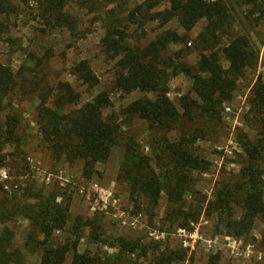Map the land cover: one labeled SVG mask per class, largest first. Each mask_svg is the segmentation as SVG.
I'll use <instances>...</instances> for the list:
<instances>
[{"label": "rangeland", "instance_id": "374dc122", "mask_svg": "<svg viewBox=\"0 0 264 264\" xmlns=\"http://www.w3.org/2000/svg\"><path fill=\"white\" fill-rule=\"evenodd\" d=\"M221 1L231 25L219 32H212L205 21L185 33L176 19L164 27L148 22L142 29L128 20L133 9L155 4L143 11L148 17L165 9L168 0H92L86 4L90 11L80 6L81 0H69L65 12L76 23L74 33L48 26L44 0H14L13 13L8 18L0 15L6 25L0 33V62L10 67L16 83L11 93L0 95V264H40L45 247L73 243L97 264H157L174 253H183L184 260L163 264H264V224L255 219L249 233L236 235L228 222L238 221L241 209L233 198L230 210L221 201L222 194L234 193L237 199L247 188L248 162L240 138H259L252 92L257 82L264 84V19L256 21L257 15H250L241 0ZM114 19L134 48L145 47L165 32L181 38L167 42L161 51L168 76L160 85L179 115H186L182 100L196 96L192 81L184 74L173 76L172 65L182 62L195 68L208 49L220 53L239 36L248 41L251 62L237 78L231 98L215 108L214 118L201 116V109L195 108L191 118L182 116L171 130L163 131L126 112L133 102L154 100L157 93H124L114 87L117 58L102 45L103 23ZM83 62L96 82L84 83L75 73ZM60 83L79 95L78 103L65 107L64 114L101 93L110 101L102 118L117 127L118 138L90 178L82 176L81 161H55L38 132L39 95L49 89L54 95ZM48 106L53 109L54 99L49 98ZM9 123L14 127L10 134ZM181 143L201 161L198 170L175 168L167 146L180 148ZM128 151L148 160L158 175L163 188L156 203L144 194L131 196L123 171L136 158ZM258 167L264 184V158ZM176 185L182 187L176 189L181 197L171 202L167 192ZM262 195L264 201V185ZM50 202L68 205V218L63 230L46 238L43 222ZM90 222L100 229L99 241L92 239ZM120 240L139 245L126 252ZM71 260L72 251L64 264Z\"/></svg>", "mask_w": 264, "mask_h": 264}, {"label": "trees", "instance_id": "16d2710c", "mask_svg": "<svg viewBox=\"0 0 264 264\" xmlns=\"http://www.w3.org/2000/svg\"><path fill=\"white\" fill-rule=\"evenodd\" d=\"M14 0H0V15L8 18L14 10ZM69 0H44V15L50 27L67 28L75 32L74 19L65 12ZM92 0H81L80 6L87 9V3ZM242 5L250 8V15H257L256 21L264 19V0H241ZM155 6L151 4L145 9L141 5L128 14V20L142 29L148 22H156L164 27L176 19L179 27L185 32H190L200 21H205L212 32L227 30L231 25V15L226 4L221 0H168V6L155 14L146 17L143 11H149ZM89 9V8H88ZM87 9V10H88ZM90 11V9L88 10ZM107 22V23H106ZM105 35L102 45L106 53L117 58L114 71V87L124 93L133 91L157 93L154 100H137L133 102L126 112L129 116H137L153 127L163 131H169L181 119L182 116L191 118L189 115L195 108H200L208 118H214L215 108L231 98L232 91L236 87V80L242 74L245 67L250 65L251 54L248 50L246 37L239 36L229 41L221 52L208 49L207 54L201 56L195 68L187 67L179 62L172 65L173 76L184 74L192 81V91L196 99L184 98L180 108L186 115H179L175 107L171 105L166 91L160 88L162 80L168 75L163 65L161 51L167 42L181 40L173 32H165L155 41L145 47L134 48L127 42V35L119 21L103 23ZM6 31V25L0 23V33ZM143 32V31H142ZM227 63L225 68L221 60ZM75 73L84 83L95 81V77L86 63H80L75 67ZM16 88L15 77L9 66L0 62V95L6 96ZM56 93L52 95V89L39 95L37 109L38 132L42 141L49 147L55 161L66 162L81 161L82 176L90 178L95 173V165L105 162L109 156L110 146L118 138L117 127L102 118V110L110 105L107 95L101 93L95 99L86 103L78 110L70 113H62L69 105L78 103L79 95L67 83H60L56 87ZM254 108L259 117V138L256 142L246 137L240 138V147L247 157L246 190L237 197L234 193L222 194L221 201L226 204L227 210L229 199L241 209V217L238 221H230L229 225L236 235L249 233L253 221L258 219L264 224V201L262 195L263 183L259 176V163L264 158V84L257 82L252 92ZM49 98L54 99L53 109L48 106ZM9 134L13 131V125L8 124ZM10 127L12 129H10ZM184 144V143H183ZM181 143L180 148L168 144L167 150L171 152L175 168L180 170H198L201 161L190 154ZM183 145V146H182ZM136 161L126 167L123 178L130 186L131 196L137 194L146 195L151 202L156 203L162 192V183L151 167L148 160L138 157L128 151ZM185 176V175H183ZM181 180L178 177L177 184ZM170 188L167 192L171 202H178L182 187ZM46 216L43 222V232L46 238H50L53 232L61 231L67 223L68 205L60 206L48 203ZM92 239L99 241L96 223H89ZM138 242L120 240V248L126 252H134ZM72 251L70 264H97L94 257L80 254L76 243L72 245L47 246L43 249L40 264H64L68 254ZM159 258L157 264H163L184 260L183 253H174L165 256L169 259ZM161 260V262H160Z\"/></svg>", "mask_w": 264, "mask_h": 264}]
</instances>
